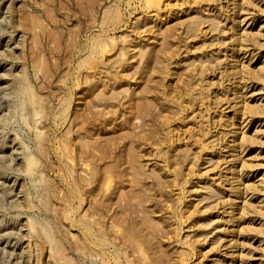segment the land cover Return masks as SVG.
<instances>
[{
    "label": "rangeland",
    "instance_id": "1",
    "mask_svg": "<svg viewBox=\"0 0 264 264\" xmlns=\"http://www.w3.org/2000/svg\"><path fill=\"white\" fill-rule=\"evenodd\" d=\"M0 264H264V0H0Z\"/></svg>",
    "mask_w": 264,
    "mask_h": 264
}]
</instances>
